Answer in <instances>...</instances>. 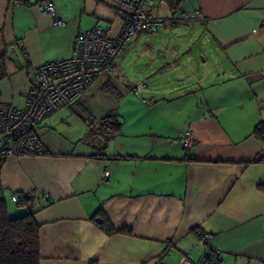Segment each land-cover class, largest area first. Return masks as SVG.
<instances>
[{
    "label": "crops",
    "instance_id": "obj_1",
    "mask_svg": "<svg viewBox=\"0 0 264 264\" xmlns=\"http://www.w3.org/2000/svg\"><path fill=\"white\" fill-rule=\"evenodd\" d=\"M52 2L62 26L34 2L0 0V105L23 107L29 70L69 57L78 31L101 25L115 35L123 23L110 0ZM179 6L201 19H176L167 0H152L164 28L137 32L105 73L101 89L118 99L117 133L94 120L77 136L57 134L52 114L84 107L70 102L34 127L45 154L0 157L9 214L25 212L11 194L32 195L39 264H181L182 254L196 261L209 248L223 264H264V141L254 133L264 126V0ZM148 36L157 55L146 50ZM194 42L211 50V70L193 71L194 58L207 62L204 51L194 57ZM185 129L194 132L191 150L178 139ZM101 214L130 233L105 234Z\"/></svg>",
    "mask_w": 264,
    "mask_h": 264
},
{
    "label": "built area",
    "instance_id": "obj_2",
    "mask_svg": "<svg viewBox=\"0 0 264 264\" xmlns=\"http://www.w3.org/2000/svg\"><path fill=\"white\" fill-rule=\"evenodd\" d=\"M14 6L34 2L42 12L54 17L53 25L62 26L52 0H8ZM122 15L123 23L115 35L106 27L96 25L87 30H80L74 36L69 57L43 62L29 70V86L24 106L0 105V157L38 156L46 150L34 133V127L43 118L73 101L101 74L109 73L114 60L130 39L139 31L156 32L164 28L163 18L149 12L152 0H110ZM179 20L190 24L201 19L200 11L187 12L179 6L173 14ZM21 46V43L19 42ZM1 80V74H0ZM178 139L185 150L196 145L194 132L185 129ZM264 160V157H261ZM48 197V194H44ZM15 202V194L10 195ZM206 242L207 234L200 235ZM168 251L173 249L168 244ZM181 264H223L220 250L209 248L206 253L194 260L187 252L180 257Z\"/></svg>",
    "mask_w": 264,
    "mask_h": 264
},
{
    "label": "trees",
    "instance_id": "obj_3",
    "mask_svg": "<svg viewBox=\"0 0 264 264\" xmlns=\"http://www.w3.org/2000/svg\"><path fill=\"white\" fill-rule=\"evenodd\" d=\"M173 12L178 8L180 0H167ZM99 127L115 134L119 131L121 123L116 114L111 113L102 117ZM255 135L264 141V126L255 127ZM87 139V137H86ZM18 208L25 209L21 215L12 216L7 209L6 200L0 195V264H39L40 243L39 226L34 220L31 208L32 195L19 193L15 201ZM98 227L107 235L118 232L130 233L128 229H116L110 220L101 214L96 217Z\"/></svg>",
    "mask_w": 264,
    "mask_h": 264
},
{
    "label": "rangeland",
    "instance_id": "obj_4",
    "mask_svg": "<svg viewBox=\"0 0 264 264\" xmlns=\"http://www.w3.org/2000/svg\"><path fill=\"white\" fill-rule=\"evenodd\" d=\"M151 38H152L151 36H148L145 41L146 45L149 46L146 48V50L149 52V50L152 49L154 55H157L158 48L153 49L151 47V45L153 44ZM149 40L151 42L147 44V41ZM202 51L205 52V55L207 57L206 66L201 67L200 63H198L199 62L198 59L194 58L192 61L193 71L201 70L202 68L205 69L206 67L209 70H211L212 67L215 66V59L212 58L211 56V50L207 46L203 45L201 42L194 44V47H193L194 57H197V54L200 55ZM201 61H204V60H201ZM104 77H105V74L99 75L94 80L93 83H91L84 91H82L77 96L75 100L71 101V105L79 102L84 107H80L79 106L80 104H77L73 108H70V107L62 108L61 107L62 109L60 110L58 109L59 111L57 113L55 114L51 113L52 114L51 116L52 125L57 134L59 133L63 137H66V138L70 136L74 137V136L79 135L80 131L83 128L82 127L83 123H85V121L87 122L89 121L91 123L94 120H96L99 122V120L102 117L108 114H111V113L118 114L117 113L118 99L110 91H105L101 89L102 87L101 82L103 81ZM183 81L184 80H181L180 78L176 79V83H178V85H180V87H182V89L185 90L187 89L186 88L187 86L183 84ZM186 81H189V79H187ZM193 81H194V78H193ZM116 83H117L116 88L119 90L120 93L124 94L127 92V89L125 90L124 85H123L125 83V80H120L119 82H116ZM140 96L142 97L141 94ZM87 133L89 134V136H87V139L91 140L94 135L91 132H87ZM52 135L56 137V134L54 132H52Z\"/></svg>",
    "mask_w": 264,
    "mask_h": 264
},
{
    "label": "water",
    "instance_id": "obj_5",
    "mask_svg": "<svg viewBox=\"0 0 264 264\" xmlns=\"http://www.w3.org/2000/svg\"><path fill=\"white\" fill-rule=\"evenodd\" d=\"M96 220H97V221H100V219H99V218H97Z\"/></svg>",
    "mask_w": 264,
    "mask_h": 264
}]
</instances>
